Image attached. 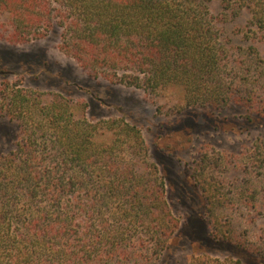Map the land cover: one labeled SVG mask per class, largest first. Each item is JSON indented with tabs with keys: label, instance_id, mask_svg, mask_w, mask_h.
<instances>
[{
	"label": "trees",
	"instance_id": "1",
	"mask_svg": "<svg viewBox=\"0 0 264 264\" xmlns=\"http://www.w3.org/2000/svg\"><path fill=\"white\" fill-rule=\"evenodd\" d=\"M211 1L0 0V30L8 29L12 44L57 30L60 50L91 74L148 93L179 88L187 107L218 112L236 85L226 78L230 59ZM220 3L224 16L246 11L264 39V0ZM12 99L24 102L19 93ZM43 109L48 133L23 136L0 155V264H153L177 226L155 166L136 176L114 142H93L95 127L72 121L62 98L52 96ZM26 126L17 128L27 133ZM121 130L139 138L133 127ZM216 229L214 240H230Z\"/></svg>",
	"mask_w": 264,
	"mask_h": 264
},
{
	"label": "rangeland",
	"instance_id": "2",
	"mask_svg": "<svg viewBox=\"0 0 264 264\" xmlns=\"http://www.w3.org/2000/svg\"><path fill=\"white\" fill-rule=\"evenodd\" d=\"M209 8L230 59L227 81L236 85L218 112L187 107L179 88L148 93L91 74L60 50L57 30L18 44L0 30V155L23 136L48 133L43 108L52 96L68 102L72 121L95 127L93 142H114L136 176L155 166L177 226L153 264H264V39L246 11L224 16L220 0ZM18 93L24 102L12 99ZM25 122L27 133L17 128ZM122 125L139 138H127ZM215 226L230 240H214Z\"/></svg>",
	"mask_w": 264,
	"mask_h": 264
}]
</instances>
